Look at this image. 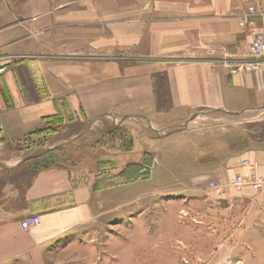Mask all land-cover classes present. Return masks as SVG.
Wrapping results in <instances>:
<instances>
[{"label":"crops","instance_id":"obj_1","mask_svg":"<svg viewBox=\"0 0 264 264\" xmlns=\"http://www.w3.org/2000/svg\"><path fill=\"white\" fill-rule=\"evenodd\" d=\"M253 4L264 10V0H0V264H95L87 239L113 215L95 174L30 161L94 141L96 120L153 126L175 110L229 115L233 127L261 120L264 71L229 68L263 28L242 25ZM252 142L237 151L264 164V139ZM228 165L219 177L246 172ZM30 214L41 219L26 232Z\"/></svg>","mask_w":264,"mask_h":264},{"label":"rangeland","instance_id":"obj_2","mask_svg":"<svg viewBox=\"0 0 264 264\" xmlns=\"http://www.w3.org/2000/svg\"><path fill=\"white\" fill-rule=\"evenodd\" d=\"M163 112L179 116L153 126L103 117L94 123V141L63 147L59 158L52 152L30 161L31 167L58 163L95 174L96 198L109 199L113 215L88 237L89 261L264 264V192L226 187L223 196L209 195L211 181L234 177H219V169L252 159L236 148L264 139V113L233 127L229 115Z\"/></svg>","mask_w":264,"mask_h":264},{"label":"built area","instance_id":"obj_3","mask_svg":"<svg viewBox=\"0 0 264 264\" xmlns=\"http://www.w3.org/2000/svg\"><path fill=\"white\" fill-rule=\"evenodd\" d=\"M256 19L263 21V28L256 32L245 49V57L247 61L240 62L234 66H230V72L234 74H247L253 72L264 71V10L257 4L248 6V11L243 17L242 25L246 23L255 24ZM4 70H0L2 73ZM114 120V119H112ZM239 166L245 169V173L241 175L236 174L230 178L228 182H218L213 180L209 183V195L223 196L226 187L232 188L235 191H241L245 187L251 188L258 193L264 192V173H262V166L264 164L258 160L241 159ZM233 171L235 170L234 167ZM41 215L30 214L21 220V227L24 231H30L35 225L40 222Z\"/></svg>","mask_w":264,"mask_h":264},{"label":"trees","instance_id":"obj_4","mask_svg":"<svg viewBox=\"0 0 264 264\" xmlns=\"http://www.w3.org/2000/svg\"><path fill=\"white\" fill-rule=\"evenodd\" d=\"M109 187V186H108Z\"/></svg>","mask_w":264,"mask_h":264}]
</instances>
